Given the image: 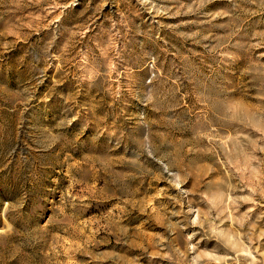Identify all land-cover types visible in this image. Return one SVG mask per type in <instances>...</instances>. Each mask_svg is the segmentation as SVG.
I'll return each instance as SVG.
<instances>
[{"label": "rangeland", "instance_id": "374dc122", "mask_svg": "<svg viewBox=\"0 0 264 264\" xmlns=\"http://www.w3.org/2000/svg\"><path fill=\"white\" fill-rule=\"evenodd\" d=\"M0 264H264V0H0Z\"/></svg>", "mask_w": 264, "mask_h": 264}]
</instances>
